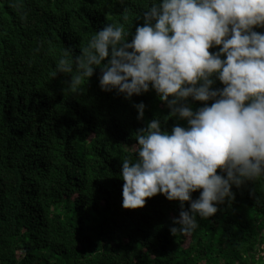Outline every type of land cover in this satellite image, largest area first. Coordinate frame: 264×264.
<instances>
[{
  "label": "trees",
  "instance_id": "trees-1",
  "mask_svg": "<svg viewBox=\"0 0 264 264\" xmlns=\"http://www.w3.org/2000/svg\"><path fill=\"white\" fill-rule=\"evenodd\" d=\"M155 2L0 0V264H264V177L174 236L180 202L157 194L124 209L120 172L138 129L186 122L166 119L154 90L130 100L102 91L100 67L77 93L70 75L54 76L65 48L79 55L106 24L130 28L131 42Z\"/></svg>",
  "mask_w": 264,
  "mask_h": 264
},
{
  "label": "clouds",
  "instance_id": "clouds-1",
  "mask_svg": "<svg viewBox=\"0 0 264 264\" xmlns=\"http://www.w3.org/2000/svg\"><path fill=\"white\" fill-rule=\"evenodd\" d=\"M143 21L131 42L130 28L106 24L79 55L65 48L54 76L70 75L67 88L77 93L100 67L102 91L130 100L154 90L166 119L186 122L169 132L154 118L138 129L127 147L135 159L122 160L120 178L122 208L164 195L180 202L171 234L190 235L197 217L235 199L233 186L264 177V32L254 30L264 28V0H156ZM190 101L202 106L193 110ZM134 107L143 120L144 103Z\"/></svg>",
  "mask_w": 264,
  "mask_h": 264
}]
</instances>
